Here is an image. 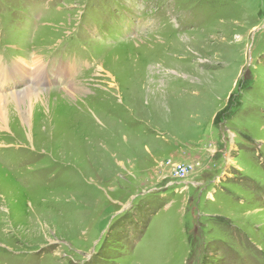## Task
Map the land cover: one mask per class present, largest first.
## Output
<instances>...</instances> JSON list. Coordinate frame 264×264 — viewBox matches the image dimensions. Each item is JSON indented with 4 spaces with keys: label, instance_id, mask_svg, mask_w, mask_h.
<instances>
[{
    "label": "rangeland",
    "instance_id": "rangeland-1",
    "mask_svg": "<svg viewBox=\"0 0 264 264\" xmlns=\"http://www.w3.org/2000/svg\"><path fill=\"white\" fill-rule=\"evenodd\" d=\"M0 62V264H264V0H0Z\"/></svg>",
    "mask_w": 264,
    "mask_h": 264
},
{
    "label": "bare ground",
    "instance_id": "bare-ground-1",
    "mask_svg": "<svg viewBox=\"0 0 264 264\" xmlns=\"http://www.w3.org/2000/svg\"><path fill=\"white\" fill-rule=\"evenodd\" d=\"M129 64L130 63H128V65ZM0 65L2 67H4L5 69L9 70V71L14 70V69H8L5 66L4 63L0 62ZM31 65L32 66H31V71L30 72H29L28 68L25 65H23L26 68V71H27V72H25L23 74H11V75H8V76L0 75V77L4 78V81H5V83L3 85H0V131L5 129V125H6L7 122H9V119H10L9 118L7 120V112H6V107H5V106H7L6 105L7 102H13L14 104L19 105V106L21 105L20 107H18V109H16L14 107L15 111L12 114L13 116L14 115H16V116L18 115L17 117L21 119L20 122H23L24 124H28L32 120V118H29V111H28L27 108L34 101V99L32 98V94L34 93L33 90L32 89H28V90L26 89V91H23V92L14 91V92L7 93V94L5 93L7 91V88H5L6 84L10 80H12L15 76H20V77L23 78L24 81H27L26 80V74H28V76L32 77L31 81H29V82L33 83V84H39V83H41L42 81H44L47 78V72L44 69V67H43V69H41L40 67H37V64L35 66L34 62L31 63ZM41 77H42V79H41ZM68 86H69V84H68ZM66 90L69 93L70 89H66ZM39 102L42 103V101H36V104L39 103ZM33 103H35V102H33ZM7 111L9 112V110H7ZM33 113H34V116L37 117V115L41 113V108H39V111H37V109H35ZM37 124H39V123H37ZM64 144H65V142H64Z\"/></svg>",
    "mask_w": 264,
    "mask_h": 264
}]
</instances>
